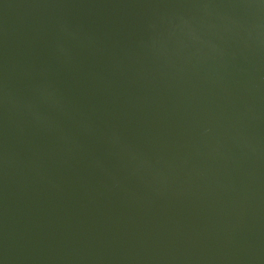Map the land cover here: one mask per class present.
Here are the masks:
<instances>
[{
  "label": "water",
  "instance_id": "obj_1",
  "mask_svg": "<svg viewBox=\"0 0 264 264\" xmlns=\"http://www.w3.org/2000/svg\"><path fill=\"white\" fill-rule=\"evenodd\" d=\"M0 264H264V0H0Z\"/></svg>",
  "mask_w": 264,
  "mask_h": 264
}]
</instances>
